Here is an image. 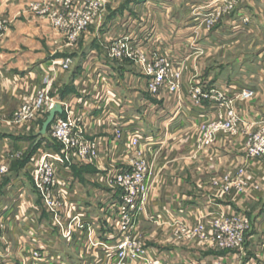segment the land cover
<instances>
[{"label": "crops", "instance_id": "obj_1", "mask_svg": "<svg viewBox=\"0 0 264 264\" xmlns=\"http://www.w3.org/2000/svg\"><path fill=\"white\" fill-rule=\"evenodd\" d=\"M116 1L110 4L115 5ZM257 1L237 0L234 12L222 18L209 33H206L199 15L202 11L206 13L210 10V3L216 4L220 0H143L135 4L132 12L136 16L132 18L139 19L135 20L136 26L131 25L130 19L119 17L116 22L118 24L114 25L115 29L111 32L136 34L149 44L181 57L185 67L181 92L176 97L166 91L157 97L150 96L145 90L144 79L129 62L104 59V90L108 94L100 103L95 95H87L91 92L90 81L86 91L83 88L85 86H81L87 64L84 72H80L82 76L74 70L73 55L82 47L83 41L79 40L76 46L68 43L40 15V9L51 8L55 2L0 0V20L6 21V28L0 37V162L8 161L11 171V175L4 179L6 182H0V218L8 219L0 235V253H9L16 264H34L29 258L35 246L28 235L32 230L42 234L40 239L49 244L52 254L59 256L63 264L107 263L103 252H90L86 241H82L83 234L66 241L52 227L51 217L39 210L40 196L33 184L29 167L26 166L31 159L26 165L22 164L24 159L29 158L32 147L36 146L38 151H60L59 146L55 149L46 148V142L41 141L38 131L33 129L36 126L38 128L42 117L23 124L15 120L20 105L36 96L40 90L46 89L47 97L53 99L55 105H66L71 116L84 115L88 139H99L103 145L110 146L115 139V126L121 125V122L131 124L135 120L139 121L136 125L141 130L142 138L153 140L146 155L151 169L147 181L149 192L137 219L136 235L157 263L189 264L197 260L202 264H264L258 248V243L264 239V162H252L244 157V137L219 134L211 146L199 148L197 140L200 127L206 125L207 120L198 116L208 111L207 102L194 109V114H185L184 110L191 86L196 80L204 85L209 82L214 87L225 78L222 73L218 75L206 70L196 75L199 72L194 71L193 62L188 63L190 58L184 61L185 56H188L186 53L195 46H202L204 50L211 46L214 52L223 46L232 49L237 44L233 39L242 35L240 32L257 36L263 33L264 21L260 20L255 25L252 22L249 25L241 23L245 15L255 14L258 19H264V10L255 8ZM258 3L264 5V0ZM120 21L125 26L119 24ZM238 23L247 27L234 29L233 25ZM253 46L254 42L250 48ZM65 59L72 62L67 70L62 68ZM255 62L243 61L244 66L241 65V68L248 70V65L255 66L258 63ZM262 65L264 68V59ZM247 77L254 79L251 88L255 90V96L236 105L247 121H250L264 116V73ZM121 115L125 118H121ZM104 116L105 123L97 125L95 120ZM32 135L37 136V142L30 147ZM116 153L114 151L112 157L118 156ZM17 162L20 168L18 165L15 169ZM88 166L93 169H84L83 172L78 170V173L75 172L76 168L71 167L80 191L74 199H84L96 214L97 221L89 224L90 232L95 238L111 244L113 229L108 227L102 210L118 195L99 182L98 177L103 175L101 172L92 165ZM240 167L245 169L247 188L239 195H223L217 184L222 183L225 174L233 177ZM60 172L64 174L62 168ZM213 180L217 182L215 186ZM235 213L246 215L252 224L250 241L240 253L212 250L188 239H179L173 225L178 220L191 226L203 214L216 216Z\"/></svg>", "mask_w": 264, "mask_h": 264}, {"label": "built area", "instance_id": "obj_2", "mask_svg": "<svg viewBox=\"0 0 264 264\" xmlns=\"http://www.w3.org/2000/svg\"><path fill=\"white\" fill-rule=\"evenodd\" d=\"M108 0H55L51 8L40 9V15L70 44L79 42L83 34L89 33V28L97 23ZM136 21L131 25L136 26ZM6 28V21H0V37ZM108 44L104 56H91L85 69L82 86L86 91L90 81L91 92L98 102L108 94L106 86V72L104 59L111 62H131L137 73L144 78L146 91L153 97L166 91L172 96L181 92V57L157 48L154 44L141 37L129 34H114L111 40H104ZM106 56V57H105ZM72 64L65 59L62 68L67 70ZM230 89L202 90L191 88L193 101L200 108L205 102L213 100L209 113L220 117L226 111L227 120H218L210 124L201 125L198 137V147L211 146L217 134L232 131L235 113L227 109L233 101L241 96L249 99L255 94L251 87L237 90V85H230ZM95 92V93H94ZM81 93L84 94L83 89ZM53 99L47 97V90L37 92L20 105L15 113V120L19 124L47 116L54 107ZM62 115H56L49 127L50 139L60 147L59 152L39 150L36 157H32L29 167L35 188L40 196V212L51 217V225L57 229L59 235L66 241L74 236L83 234L82 241L93 253L103 252L106 264H159L153 259L141 239L136 235L137 219L142 213L148 197V178L151 175L147 161V150L153 140L142 138L138 122L131 124L121 122L113 132L115 139L110 146L103 145L99 139H88L87 128L83 120L84 115L73 117L67 111L66 105L61 106ZM196 107V108H197ZM224 111V112H225ZM65 113V115H64ZM106 116V115H105ZM105 116L95 120L100 126L105 123ZM125 118L121 115V118ZM131 128V129H130ZM245 158L254 162H264V129L255 133H245ZM117 152L112 157L113 152ZM115 154V153H114ZM92 165L102 175L99 182L108 186L118 197L105 206L102 213L106 217L109 228L113 229L110 237L111 244L95 238L89 224L97 221L96 214L87 206L84 199L77 200L74 196L80 194L79 185L71 173L74 165ZM61 168L64 174H61ZM9 163L0 162V182L9 174ZM242 168L233 177L226 174L219 183L223 195H239L247 188L248 179ZM8 219L0 218V235L4 232ZM179 239H188L212 250H228L243 252L250 241L252 224L246 215H216L203 214L199 220L189 226L173 222ZM47 232H51L47 230ZM28 235L35 244L29 258L34 264H63L58 256L52 254L47 242L40 239L42 234L30 230ZM87 236V237H86ZM1 237V236H0ZM45 242V243H44ZM261 258L264 261V239L258 243ZM57 262V263H56ZM0 264H16L9 253H0ZM189 264H202L192 260ZM263 264V263H260Z\"/></svg>", "mask_w": 264, "mask_h": 264}, {"label": "rangeland", "instance_id": "obj_3", "mask_svg": "<svg viewBox=\"0 0 264 264\" xmlns=\"http://www.w3.org/2000/svg\"><path fill=\"white\" fill-rule=\"evenodd\" d=\"M53 1L55 2V0H53ZM114 1L115 0H108L107 1L105 8L102 11L101 18L99 19V21L97 23L93 24V26H91L89 28V31H88L89 33L83 34L80 38V41H83V45L81 48H79L77 53L75 55H73L75 57L74 58V70H77L79 72L80 76H82V73L84 72L85 64H87V66H88V63H87L88 59L92 55L98 56V57L100 55H105L106 52L101 53V52H104L108 46V44H106V42L104 40H111L112 39L114 33H112L111 30L115 29L114 25L118 24L116 22L118 21L119 17H121V19H123V18H125L127 20L130 19L131 24L134 23V20L139 21V19L137 17L132 18V17L136 16L132 12V9L134 8L135 4L141 3L143 0H118L115 2L116 3L115 5L110 4V2L112 3ZM220 1L221 2H218L216 4L210 3V7H211L210 10L206 13L202 11L199 15L200 16V18H199L200 22L204 25V27L207 31L206 33H209L221 21L222 18H224L225 16L230 15L232 12H234V9L236 7L234 3L238 4V2H239V1L237 2V0H227V1L220 0ZM259 1L260 0L257 1V5H256V7L255 6L254 7L256 9L260 8V9L264 10V8H263L264 5H260L261 3H258ZM124 12H126V13L124 14ZM259 14L262 15V12H260ZM139 18H141V17H139ZM260 20L264 21L263 18L258 19L255 14L253 16L245 15V17L241 18V23L243 25H249V24H251L250 22H252L255 25L257 23L259 24V22H261ZM0 21H3V20H0ZM119 24H122L123 26H125V24L121 21ZM240 24L238 23L237 25H233V28L239 29L241 27H245V28L247 27V26H243ZM109 29H110V31H109ZM240 33L242 35H237L238 37L233 39L234 41H237V44L234 45V47L232 49L228 48L229 46L228 47L223 46V47H221V49L219 51L214 52V48L211 46H209L207 48V50H204V47H202V46L201 47L195 46V47L191 48L189 53H186V55H188V56H185L184 61L185 60L187 61V59L190 58V59H188V60H190L188 63L192 64V62H193L192 66L194 67V71H196V72L200 71L201 72L203 70H206L208 72H212L213 74L214 73L215 74L222 73V75L225 76V78H223V82L219 83L218 85H216L214 87L209 85V82H206V85H204V83L199 82V80H196V83H194L191 86V88L198 87V88H202V90H215L216 91V90H222V89H230V87H229L230 85H237L238 86L237 90H241L244 87H251L252 84H254L253 83L254 79L251 78L252 76L249 78V77H247V75L259 74L261 76V73H264V68H262V66H263L262 62L264 59V31L261 34H258V36H257V34H254V35L245 34L247 32H240ZM118 34H129V32H126V31L120 32L119 31ZM109 36H111V37H109ZM86 39H87V41L85 42ZM252 42H254V46L252 48H250V45ZM213 54H215V56H216L215 58L213 57L214 56ZM205 56H207L208 58H205ZM237 59H238V61H237ZM105 60H108V59H105ZM181 60H182V58H181ZM243 61H248V63H252V62L256 61L258 63L255 62L256 63L255 66H252L249 64L247 67L248 70H245V68L244 69L241 68L242 66H244L242 64ZM231 62L233 63L232 66L230 65ZM129 63L131 64V62H129ZM131 65L134 67L133 64H131ZM132 70H134V69H132ZM135 70H136V68H135ZM184 70H185V67H183L182 61H181L182 77H183ZM81 71H82V73H80ZM200 72L196 75H200ZM242 76H245V77H243L242 79H239ZM255 80H256V78H255ZM144 82H145V80H144ZM181 86H182V79H181ZM74 88L75 87L73 86L72 89H74ZM145 90H146V85H145ZM148 95H150V94L148 93ZM150 96H152V95H150ZM193 96H194V94L189 93L187 105H186V107H184L185 114L186 113L187 114L193 113V112H195L194 109L198 108L197 104H195L193 101ZM254 96H255V94L249 99H244L241 96H239L238 98H236L233 101L232 105L226 106L228 110L232 109L235 113V118L233 119L235 125H233V128L231 129L232 131H223V132H221V135L228 136V137L239 136V137L245 138L246 132L255 133V132H259V131L264 129V116H261L257 119L253 118L250 121H247V118L241 114L240 110L237 108V105H236L238 102L249 101ZM211 103H213V100L212 101L209 100V102H207V105H206L207 109H209L211 107ZM224 111L225 110H223L221 112V115H222L221 117L219 115L216 116L214 113H209V111H207L206 114H203L202 116H198V117L201 119L205 118L207 120L205 123L210 124L211 122L218 120L219 117L221 120H227V115H225L226 111L225 112ZM195 117H197V116H195ZM45 118H46V116L43 117V120L39 124L38 128H36L37 126L33 128L34 130L38 131V134H39V131L41 129V124L45 120ZM48 131H49V129H48ZM48 131H47V134L45 136L41 137L42 138L41 141L46 142V144H47L46 148L51 147V148L55 149V148H57L58 145L50 139V136L48 135V133H49ZM35 133H37V132H35ZM217 135H219V134H217ZM216 136H215V138H216ZM38 137L40 138L39 135H38ZM36 142H37V136L32 135V138L30 140V144H31L30 147L34 143L36 144ZM50 143H52L53 146ZM244 146H245V142H244ZM37 151L38 150H37L36 146L32 147L30 152H29V158H27L28 159L27 161H29L32 157H34L36 155ZM245 155H246V152H244V157H245ZM252 162H254V161H252ZM18 165H19V163L17 162L16 167H15L16 169L18 168ZM73 167L76 168V170L75 169L74 170L77 173H78V170L83 172V171H85L84 169H86L88 171L90 169H93L92 167L85 165V164L74 165ZM242 168L243 167L238 168L237 172L240 171ZM9 175H11V171H9V174L7 176H9ZM83 178H85V177H83ZM4 179L1 181V183L5 181ZM215 182L216 181L213 182L214 186H215ZM216 184H217V182H216Z\"/></svg>", "mask_w": 264, "mask_h": 264}, {"label": "water", "instance_id": "obj_4", "mask_svg": "<svg viewBox=\"0 0 264 264\" xmlns=\"http://www.w3.org/2000/svg\"><path fill=\"white\" fill-rule=\"evenodd\" d=\"M63 114V109L60 105L56 104L54 107L48 112L45 120L41 124V129L39 131V136L43 137L47 134V131L49 127L51 126L54 118L56 115H62Z\"/></svg>", "mask_w": 264, "mask_h": 264}, {"label": "trees", "instance_id": "obj_5", "mask_svg": "<svg viewBox=\"0 0 264 264\" xmlns=\"http://www.w3.org/2000/svg\"><path fill=\"white\" fill-rule=\"evenodd\" d=\"M137 4H140V3H137ZM26 161H27V159H25L24 161H23V163L22 164H25L26 163ZM21 164V165H22ZM19 168H20V166H19ZM16 169V168H15ZM6 182V181H5Z\"/></svg>", "mask_w": 264, "mask_h": 264}]
</instances>
